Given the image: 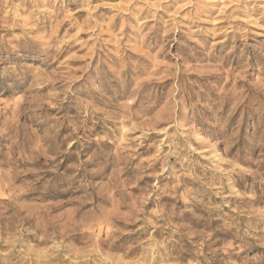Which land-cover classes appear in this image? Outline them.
I'll use <instances>...</instances> for the list:
<instances>
[{"label":"rangeland","instance_id":"1","mask_svg":"<svg viewBox=\"0 0 264 264\" xmlns=\"http://www.w3.org/2000/svg\"><path fill=\"white\" fill-rule=\"evenodd\" d=\"M0 264H264V0H0Z\"/></svg>","mask_w":264,"mask_h":264}]
</instances>
